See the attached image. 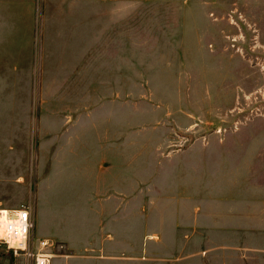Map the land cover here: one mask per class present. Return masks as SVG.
I'll use <instances>...</instances> for the list:
<instances>
[{
  "label": "rangeland",
  "instance_id": "obj_1",
  "mask_svg": "<svg viewBox=\"0 0 264 264\" xmlns=\"http://www.w3.org/2000/svg\"><path fill=\"white\" fill-rule=\"evenodd\" d=\"M17 12L0 209L33 208L53 264H264V0ZM0 264L30 263L0 242Z\"/></svg>",
  "mask_w": 264,
  "mask_h": 264
},
{
  "label": "built area",
  "instance_id": "obj_2",
  "mask_svg": "<svg viewBox=\"0 0 264 264\" xmlns=\"http://www.w3.org/2000/svg\"><path fill=\"white\" fill-rule=\"evenodd\" d=\"M27 210L29 212L27 223L30 225L27 230V239L25 241L26 248H20L19 246L15 248H9L8 244L0 240V242L4 243L8 249L16 256L23 257L30 264H37V256L41 259H47L48 254H52L51 250L53 248V243L50 239H37L33 233L34 231V211L31 206H22L17 209H0V210H9L10 215L0 220V226L3 227L4 231L8 233H15L17 229L23 230L25 227V222L22 218L18 217L16 214V210ZM53 255V254H52ZM54 258L51 260V264H53Z\"/></svg>",
  "mask_w": 264,
  "mask_h": 264
},
{
  "label": "clouds",
  "instance_id": "obj_3",
  "mask_svg": "<svg viewBox=\"0 0 264 264\" xmlns=\"http://www.w3.org/2000/svg\"><path fill=\"white\" fill-rule=\"evenodd\" d=\"M18 217L22 218L25 222V227L23 230L17 229L15 233H8L4 231L3 227L0 226V240L5 241L8 244V247L15 248L19 246L20 248H26V239H27V230L30 225H28L27 220L29 212L27 210H16ZM10 215L9 210H0V220L7 218ZM54 258L52 254H48L47 259H41L37 256V264H51V260Z\"/></svg>",
  "mask_w": 264,
  "mask_h": 264
},
{
  "label": "crops",
  "instance_id": "obj_4",
  "mask_svg": "<svg viewBox=\"0 0 264 264\" xmlns=\"http://www.w3.org/2000/svg\"><path fill=\"white\" fill-rule=\"evenodd\" d=\"M32 1L33 0H0V24L8 23L12 15H19L17 12L18 9L24 8V6L27 5H32ZM2 54L3 51L0 50V55Z\"/></svg>",
  "mask_w": 264,
  "mask_h": 264
}]
</instances>
